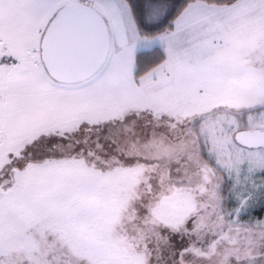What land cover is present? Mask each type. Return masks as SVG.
Returning <instances> with one entry per match:
<instances>
[{
	"label": "snow or ice",
	"instance_id": "obj_1",
	"mask_svg": "<svg viewBox=\"0 0 264 264\" xmlns=\"http://www.w3.org/2000/svg\"><path fill=\"white\" fill-rule=\"evenodd\" d=\"M257 209L264 0H0V264H264Z\"/></svg>",
	"mask_w": 264,
	"mask_h": 264
},
{
	"label": "rangeland",
	"instance_id": "obj_2",
	"mask_svg": "<svg viewBox=\"0 0 264 264\" xmlns=\"http://www.w3.org/2000/svg\"><path fill=\"white\" fill-rule=\"evenodd\" d=\"M165 130L163 128L159 129V132L163 133ZM141 154L151 155L152 153L142 152Z\"/></svg>",
	"mask_w": 264,
	"mask_h": 264
},
{
	"label": "trees",
	"instance_id": "obj_3",
	"mask_svg": "<svg viewBox=\"0 0 264 264\" xmlns=\"http://www.w3.org/2000/svg\"><path fill=\"white\" fill-rule=\"evenodd\" d=\"M254 216L256 215H264V213H260V210L257 209L254 213H253Z\"/></svg>",
	"mask_w": 264,
	"mask_h": 264
}]
</instances>
